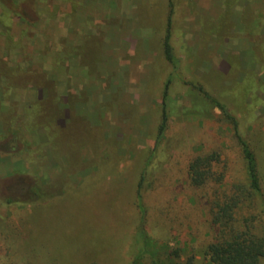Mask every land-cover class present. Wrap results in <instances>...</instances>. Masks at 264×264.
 Wrapping results in <instances>:
<instances>
[{"label":"rangeland","instance_id":"obj_1","mask_svg":"<svg viewBox=\"0 0 264 264\" xmlns=\"http://www.w3.org/2000/svg\"><path fill=\"white\" fill-rule=\"evenodd\" d=\"M0 67L6 113L48 117L0 142V264H211L217 189L188 165L218 153L227 194L246 173L206 93L256 155L237 222L264 236V0H0Z\"/></svg>","mask_w":264,"mask_h":264},{"label":"trees","instance_id":"obj_2","mask_svg":"<svg viewBox=\"0 0 264 264\" xmlns=\"http://www.w3.org/2000/svg\"><path fill=\"white\" fill-rule=\"evenodd\" d=\"M164 54L168 62L175 63L176 56L172 46L171 14L168 16V26L164 38ZM1 69L0 67V91H2V85L7 81L5 76L1 74ZM170 82L171 80L167 81L163 93L162 117L158 129L159 139L164 136L169 120L168 89ZM205 95L231 121L241 148L246 173V183L234 184L230 191L231 193L227 194L222 191L223 173L217 175L214 170V167L220 163V155L218 153L196 155L188 165V175L192 186L199 189L212 186L217 189L216 199L212 205L213 223L217 232L213 241L207 246L206 256L210 258L211 264H260L264 258V236L257 234L250 223L245 222V224L239 225L237 222V215L242 205L247 202L250 204L252 200L262 194V182L258 172L256 155L249 141L239 133L235 118L228 114L221 103L212 99L207 93ZM47 118L46 116H36L28 124L16 112L6 113L5 106L0 101V142L5 139L22 137L23 129L26 131L32 130L33 126L42 125ZM22 166L21 163L16 164L11 175H21L24 171ZM34 187L35 184L32 183L28 192L30 199H33L32 196L35 194ZM21 201L19 198L14 200L9 198L7 203H20ZM175 253L179 256L177 251ZM192 261L190 258L186 264H193Z\"/></svg>","mask_w":264,"mask_h":264}]
</instances>
